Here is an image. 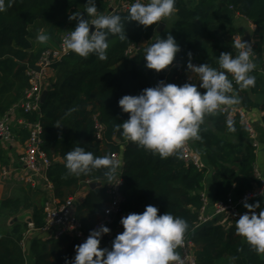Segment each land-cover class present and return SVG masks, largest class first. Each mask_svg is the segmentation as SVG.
<instances>
[{
  "label": "trees",
  "instance_id": "16d2710c",
  "mask_svg": "<svg viewBox=\"0 0 264 264\" xmlns=\"http://www.w3.org/2000/svg\"><path fill=\"white\" fill-rule=\"evenodd\" d=\"M109 1L96 0L98 14H106ZM86 2L12 0L11 6H7L6 0V11L0 13V118L23 100L29 87L27 67L37 63L43 50L56 48L61 36L75 28L77 21H70L68 17L75 12L83 15ZM176 8L178 11L172 17L147 28L136 22H126L127 39L122 41L118 36H110L106 60L101 61L94 55L85 59L69 52L52 62L55 79L47 84V94L40 103L39 112L25 113L19 106L15 108L18 117L28 122L39 121L41 125L42 150L51 161L45 175L53 187L54 198L63 201L74 196L80 187H86V195L75 205V216L81 224L84 238L71 234L59 238L48 235L26 238L30 229L27 223H0V264H26V250L30 252V264H65V259L74 257V246L82 243L90 230L95 229L110 201L106 191L109 181L104 177V169L79 177L66 174L64 156L76 146L96 156L118 153L122 161V169L114 174L122 180V202L120 213L113 215V234L123 231L119 223L122 217L129 213H142L145 206L152 205L159 209L158 215L170 212L188 222L190 227L184 240L192 243L196 264H232V257L236 258L235 264H264V254L254 252L236 234V220L225 224L210 221L197 225L204 205L205 179L209 171L212 173L211 201L214 204L226 202L236 185L238 196L260 184L255 173V147L244 141L250 138L249 128L244 116L238 111L233 112L234 106L227 113L206 117L201 126L202 140L189 141L205 163L201 169L185 162L182 156L162 159L153 155L125 140L116 130L117 124L128 119V114L118 106L122 96L138 95L160 81L199 85L198 75L187 69L188 53H191L194 65L207 63L212 67H218L217 58L222 52L236 55L233 45L236 37L243 34L235 25L237 17L252 25L248 30L256 65L252 73L256 77V85L241 91L233 81L234 93L241 100L235 107L243 112L251 111L254 97L263 90L260 109L264 129V0H176ZM116 14L123 17L127 11ZM39 19L46 22L43 33L49 36L50 45L35 49L28 27ZM161 22L164 28L157 32ZM168 34L180 47L173 65L159 73L147 69L143 49ZM142 42L146 45L126 55L129 46H140ZM70 108L76 111L66 115ZM228 119L234 121L235 132L228 130ZM57 122L62 125L60 128L55 127ZM96 123L102 126L100 138ZM19 130L22 139H26L28 131ZM0 161L7 164L1 149ZM90 182H100L101 185L91 189L88 187ZM32 193L33 189L29 188L24 189L20 196L2 198L0 218L12 220L21 211L31 209L32 228H41L46 199L43 196L33 199ZM114 238L104 234L100 247L110 248ZM178 251L183 256L182 248Z\"/></svg>",
  "mask_w": 264,
  "mask_h": 264
},
{
  "label": "clouds",
  "instance_id": "9594fccd",
  "mask_svg": "<svg viewBox=\"0 0 264 264\" xmlns=\"http://www.w3.org/2000/svg\"><path fill=\"white\" fill-rule=\"evenodd\" d=\"M11 2L7 0V6H11ZM85 5L83 15L75 12L68 17L77 24L63 37L62 48L65 53H74L85 59L94 55L101 61L107 59L110 36H118L122 41L127 39L126 22H136L147 28L178 11L176 0H134L127 6V14L123 17L98 14L96 0H87ZM4 11L6 0H0V13ZM90 25L94 26L91 33ZM37 40L44 44L49 36L41 32ZM233 47L237 54L222 52L217 58L218 67L207 63L194 65L191 53H188L187 69L198 75V86L196 83L176 85L160 81L138 95L122 96L118 106L128 114V119L117 124L116 130L125 140L162 159L173 155L181 158L180 149L188 141L202 140L201 126L206 117L227 113L232 106L240 104L233 81L241 91L256 85V77L252 75L256 67L252 45L237 39ZM179 52L180 47L171 34L157 38L143 49L144 66L159 73L173 65ZM74 111L75 108H70L66 115ZM226 124L229 131L235 132L232 119ZM61 126L59 122L55 125L57 128ZM64 166L66 174L74 177L104 169V177L109 181L106 184H111L114 174L122 169V161L114 159L111 154L96 156L76 146L65 154ZM243 207L247 212L235 221L236 234L254 252L264 254V208L259 202L247 203V198ZM256 209H260L258 214ZM158 211L157 207L147 205L142 213L122 217L119 223L123 231L111 241L110 248L100 247L102 236L110 232L108 227L101 225L90 230L86 239L74 246L75 255L71 260L65 259V264H185L178 249L184 245L190 227L188 222L170 212L158 215ZM235 259L231 258L232 264Z\"/></svg>",
  "mask_w": 264,
  "mask_h": 264
},
{
  "label": "built area",
  "instance_id": "2783aa9c",
  "mask_svg": "<svg viewBox=\"0 0 264 264\" xmlns=\"http://www.w3.org/2000/svg\"><path fill=\"white\" fill-rule=\"evenodd\" d=\"M133 2L134 0H110L106 14L112 15L127 11V6ZM66 34L67 33H64L61 36L60 43L56 48L45 49L42 51L37 63L34 64L39 67V71L32 70L29 68V66L27 67L26 74L29 77V87L24 92L23 100L0 118V146L6 141L11 140L14 136V131L11 126V116L12 114H16L15 108L17 106L22 108L25 113L39 112L41 92L47 87V73L51 69V63L60 60L63 56L68 54L65 53L62 48V40ZM237 39H241L239 35L236 37V40ZM140 47H143V45L140 44V46H129L125 51L126 55L135 53L140 49ZM245 122L248 125L250 136L253 137V128L247 123V121ZM16 123L19 128L26 129L28 131L24 150L19 157L20 164L27 172L24 177H22V180L31 186H35L37 180L40 177H44L46 179L45 171L51 164V161L47 157L46 153L42 150V128L39 121L28 122L23 117L18 116ZM96 128L97 136L100 138L102 126L99 123H96ZM253 146L255 147L256 143H253ZM180 152L185 162L192 163L199 169L205 167V163L201 159V156L193 149L189 141L180 149ZM111 156L114 159L119 160L118 153H112ZM10 172L11 169L8 167L2 169V175L4 177L8 176ZM111 184L106 185V191L110 197V201L104 210L103 216L96 222L94 228L97 229L99 226L104 225L110 229V232L107 234L108 236H116V234H113L111 224L113 223V215H116L121 211L122 196L120 194V187L122 185V180L119 175L114 176ZM48 187L53 189L49 182ZM262 191H264V179H260V184L254 187L252 190H248L236 197L229 196L226 202L215 203L214 215L223 216V221H227L226 223L238 220L240 215L247 212L240 209L243 206L245 199L247 198V203L253 201L254 199L262 196ZM203 200L204 205L200 210L197 225L205 224L211 221V217L206 216L204 213L206 196ZM74 202L73 196L68 197L63 201H59L58 199L52 197L51 200H48L45 203L44 225L39 229H34L32 228V223H30V229L42 232L45 235L53 238H59L66 234H71L79 239L84 238L81 224L75 216ZM259 211L260 210H256V213L258 214ZM223 221H220L219 223L225 224ZM191 247L192 243L190 241L184 240V245L182 247V258L185 260V264H196V259Z\"/></svg>",
  "mask_w": 264,
  "mask_h": 264
},
{
  "label": "crops",
  "instance_id": "0c3cea01",
  "mask_svg": "<svg viewBox=\"0 0 264 264\" xmlns=\"http://www.w3.org/2000/svg\"><path fill=\"white\" fill-rule=\"evenodd\" d=\"M248 26L251 29L252 25L249 24ZM250 34V32H247ZM244 35V34H243ZM251 35V34H250ZM143 46L146 45L145 42L141 43ZM263 79H264V72H262ZM47 82H53L54 81V72L52 69H50L47 73ZM263 101V90L261 93L257 96L254 97V106L253 109L249 112H243L239 109H237L235 106L233 107L234 112L238 111L240 112L244 118L245 121L253 128L254 130V136H250L249 139H244L245 142L247 143H256L255 146V153H256V161H255V172L257 178L264 179V129L262 127V121L261 117L263 115L260 105ZM17 119V114H12L11 116V126L14 130V136L11 140L6 141L0 146V149L2 151V156L3 160L7 161V164L5 167H8L11 169V172L8 176L4 177L2 175V169L5 168L3 164L0 161V201L2 198L5 196H20L22 195V191L25 189H33V196H31L33 199H40L41 196H43L46 199V202L48 200H51L53 195V189H50L48 187V182L44 177H40L35 186H31L27 184L24 180H22V177L27 173L23 166L19 162V157L22 154L25 146V140L22 139V136L20 134L19 126L16 123ZM5 165V164H4ZM211 176L212 173L209 171L206 179H205V189H206V204H205V215L211 217V221H216L220 222L223 221V216H215L214 215V203H212L211 198H212V181H211ZM109 183V182H108ZM107 185V184H106ZM257 186V185H256ZM254 186V187H256ZM89 187V186H88ZM238 185L235 186L234 188V193L232 194L233 197H236V191H237ZM87 189L86 187L82 186L78 191L75 193L74 197V203H76L84 198L86 195ZM264 195V194H262ZM259 202L262 207V203L264 202V196H261L257 199H254L253 201L248 202L249 204ZM243 211H247L243 206L240 208ZM260 210V209H256ZM31 214L32 211L31 209H25L21 211L19 214H17L12 220H5V222H8L9 224L12 223L13 221H19V222H25L30 226L31 221ZM225 217V216H224ZM226 218V217H225ZM1 220H3V217L0 218V223ZM4 222V223H5ZM227 222V221H226ZM223 221V223H226ZM29 236L35 237V236H46L44 233L36 231V230H31L29 229L28 232L26 233V238ZM26 242V240H25ZM26 249L28 248V245H25ZM26 255H27V263L30 264L31 262V256L29 250H26Z\"/></svg>",
  "mask_w": 264,
  "mask_h": 264
},
{
  "label": "rangeland",
  "instance_id": "374dc122",
  "mask_svg": "<svg viewBox=\"0 0 264 264\" xmlns=\"http://www.w3.org/2000/svg\"><path fill=\"white\" fill-rule=\"evenodd\" d=\"M170 17H172V16H170ZM235 25H236L237 29L239 30V32H243V34H246L247 32H249L248 23L243 18L237 17L236 21H235ZM45 29H46V22L44 20H42V19L36 20L32 24L29 25L28 34L30 36V39L34 42V48L35 49H38L41 46H45V44H49L48 41L46 43H44V44H41L37 40V35L39 33H41V32H44ZM243 34H240L239 37L242 38ZM54 79H55V76H54ZM3 166L5 167L6 165L3 164ZM1 222L4 223L5 219L3 218V220H1Z\"/></svg>",
  "mask_w": 264,
  "mask_h": 264
},
{
  "label": "water",
  "instance_id": "95a60500",
  "mask_svg": "<svg viewBox=\"0 0 264 264\" xmlns=\"http://www.w3.org/2000/svg\"><path fill=\"white\" fill-rule=\"evenodd\" d=\"M163 27H164V23L161 22V23L158 25L156 31H157V32L161 31V30L163 29ZM93 30H94V26H91V25H90V33H91V31H93ZM241 39H242V42H247V43H250V44L252 45L251 35H250L249 33L244 34V35L242 36ZM29 68L32 69V70H35V71H39V67H38L37 65H29ZM46 94H47V89L44 88V89L42 90V92H41V98H40L41 103L44 101V99H45V97H46ZM118 170L120 171L121 169H118ZM100 185H101L100 182H90V183L88 184V186H89L91 189H93V188H95V187H98V186H100ZM30 221H31V220H29V222H30Z\"/></svg>",
  "mask_w": 264,
  "mask_h": 264
}]
</instances>
